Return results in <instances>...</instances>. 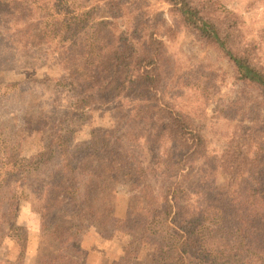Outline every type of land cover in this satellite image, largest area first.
<instances>
[{
    "label": "trees",
    "instance_id": "obj_1",
    "mask_svg": "<svg viewBox=\"0 0 264 264\" xmlns=\"http://www.w3.org/2000/svg\"><path fill=\"white\" fill-rule=\"evenodd\" d=\"M166 1L181 25L221 49L264 106V66L248 46L235 49L234 37L219 29L214 11L204 3ZM18 4L0 0V73L12 69L22 55L12 28L39 30L35 11ZM63 26L55 45L60 84L77 93L78 106L113 104L116 126L94 130L88 141L72 147L52 145L39 155L44 165L41 229L49 253L37 264H86L82 241L92 227L131 236L120 257L109 264H264V122L259 111L251 113L255 117L250 123L232 126L226 147L205 163L191 185L157 191L159 175L204 157L205 151L199 147L201 136L191 134V121L156 101L160 79L167 76V69L156 67L158 58L164 61L158 53L160 40L153 31L140 36L117 31L110 21ZM17 86L0 80L6 90L0 101L9 100ZM142 123L147 165L135 153L138 147L124 139L129 129L120 132L124 137L116 135L118 127ZM169 145L175 150H168ZM118 185L127 188L132 200L123 216L115 214ZM7 198L0 197V246L4 230L17 229L16 203ZM66 218L73 221L64 222ZM22 260L23 251L15 264H24Z\"/></svg>",
    "mask_w": 264,
    "mask_h": 264
},
{
    "label": "rangeland",
    "instance_id": "obj_2",
    "mask_svg": "<svg viewBox=\"0 0 264 264\" xmlns=\"http://www.w3.org/2000/svg\"><path fill=\"white\" fill-rule=\"evenodd\" d=\"M18 1L19 9L35 11L39 30L26 31V27L18 25L12 28L11 33H17L19 38L22 55L12 69L0 73V80L18 84L7 95L9 100L0 101V197L15 200L17 227L14 231L4 230L0 264H15L22 251L24 264H37L40 256L49 251L41 229L44 165L39 155L52 145L72 147L88 141L94 130L116 126L113 104L78 106L77 93L69 91L66 83L60 84L61 67L55 61V45L63 25L110 21L117 31L128 30L138 36L153 31L160 40L158 53L164 61L161 63L158 58L156 67L160 71L167 69V76L164 73L160 79L161 93L156 101L191 121V134L201 136L199 147L205 151L204 157L184 162L185 165L178 163L164 176L159 175L157 191L160 187L165 191L169 187L191 185L205 163L226 147L233 125L250 123L257 110L264 122V106L258 91L238 78L233 63L216 44L181 25L166 0ZM195 1L214 11L219 29L228 32L230 39L234 37L235 49L247 45L264 66V0ZM230 20L235 23H229ZM0 24L3 25L1 21ZM4 92L5 88L1 87L0 93ZM125 129L129 133L124 137L120 132L124 133ZM116 135H123L129 146L138 147L134 151L147 165L145 161L150 160V154L143 123L118 127ZM168 150L175 149L169 145ZM175 157L178 161L179 156ZM115 195V214L123 216L132 200L123 185L117 186ZM2 212L4 207L0 209ZM72 221V218L64 220ZM130 239L124 231L92 227L82 241L86 264H109L117 260Z\"/></svg>",
    "mask_w": 264,
    "mask_h": 264
}]
</instances>
